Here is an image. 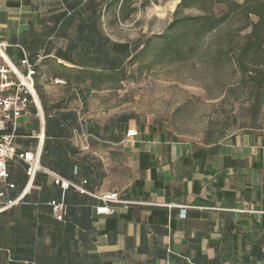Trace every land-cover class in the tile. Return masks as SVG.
Wrapping results in <instances>:
<instances>
[{
  "label": "crops",
  "instance_id": "0c3cea01",
  "mask_svg": "<svg viewBox=\"0 0 264 264\" xmlns=\"http://www.w3.org/2000/svg\"><path fill=\"white\" fill-rule=\"evenodd\" d=\"M116 4L0 0L7 55L23 71V47L37 70L39 108L19 119L14 143L25 153L45 137L44 170L20 204L0 210V264H264V119L209 143L111 108L115 87L89 76L121 69ZM26 169L10 162L6 199L25 189ZM55 173L126 203L98 214L103 201L54 185Z\"/></svg>",
  "mask_w": 264,
  "mask_h": 264
},
{
  "label": "rangeland",
  "instance_id": "374dc122",
  "mask_svg": "<svg viewBox=\"0 0 264 264\" xmlns=\"http://www.w3.org/2000/svg\"><path fill=\"white\" fill-rule=\"evenodd\" d=\"M256 2L203 0L189 9L181 0H117L119 23L110 33L136 47V60L126 63L128 77L107 103L140 120H159L185 139L214 143L258 126L264 90L249 75L264 67V50L250 56L252 63L243 57L244 67L237 64L259 20L249 13ZM227 13L212 29L202 19Z\"/></svg>",
  "mask_w": 264,
  "mask_h": 264
},
{
  "label": "built area",
  "instance_id": "2783aa9c",
  "mask_svg": "<svg viewBox=\"0 0 264 264\" xmlns=\"http://www.w3.org/2000/svg\"><path fill=\"white\" fill-rule=\"evenodd\" d=\"M9 44L0 40V210H9L12 207L20 204L30 187L35 182L38 172L44 170L41 165V156L44 150V133L38 136V146L35 151H25L20 153L14 143V138L17 135L18 121L25 114H30L32 105L39 108V100H37V91L35 85V76L37 70L29 60V56L24 51L23 47H19L24 53L23 64L25 70L19 69L7 55L6 51ZM137 131H129L128 137L136 136ZM13 160H21L27 165L26 173L28 181L22 193L10 200L7 198V192L15 188L13 182H9V164ZM53 183L67 191L71 188L80 193H90L82 185L73 183L64 179L59 174H52ZM87 181L83 182L85 185ZM103 201V205L97 209L98 214H107L111 212L110 204L126 203L120 199L119 193H109L100 196L93 195ZM53 207V215L58 220H63L64 206L57 201H51Z\"/></svg>",
  "mask_w": 264,
  "mask_h": 264
},
{
  "label": "trees",
  "instance_id": "16d2710c",
  "mask_svg": "<svg viewBox=\"0 0 264 264\" xmlns=\"http://www.w3.org/2000/svg\"><path fill=\"white\" fill-rule=\"evenodd\" d=\"M124 1V0H123ZM203 0H181V4L180 7H186L189 9H193L195 7H198L199 3L202 2ZM219 2H222V0H218ZM125 12V10L123 11V13ZM249 13H253L256 17L258 16V21L252 22L250 27H251V31L249 33H247L246 36V41L243 45V51L242 54L240 56V59L237 61V64L240 67H244V62H243V57H246L247 60H250V56L254 55L256 56L258 52L264 50V0H257V2L255 3V5H253V7L251 8V12ZM229 15V13H227L226 15H223L220 18H216L214 17H207L204 16L202 17V19H205L206 21H209V27L210 29L213 28V26L217 25L220 22L225 21V19L227 18V16ZM199 19V18H198ZM198 19H188V20H198ZM136 47H133L131 43H122L120 45H115L114 49L115 52H118L121 54L122 56V62H121V69L120 71L117 72V74L115 75V73H111V74H106L103 77V74H95L93 72L90 73V81L92 83V85L95 84V82H97V80H105L107 83L109 84H113L112 86H114L115 88L121 87V85H123V83L126 81L128 75H127V71H125V66L126 63L129 62H134L136 60L135 54H136ZM250 62L252 63V61L250 60ZM249 79L252 80V82L254 83L255 87L259 90L262 89L264 90V67L263 68H257L255 70H253V73L251 75H249ZM209 143H213V142H209Z\"/></svg>",
  "mask_w": 264,
  "mask_h": 264
}]
</instances>
